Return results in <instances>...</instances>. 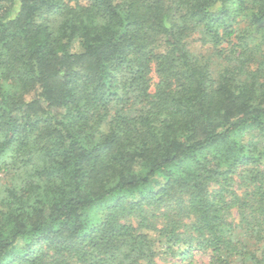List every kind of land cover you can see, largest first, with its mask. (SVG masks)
I'll return each instance as SVG.
<instances>
[{
  "label": "trees",
  "instance_id": "16d2710c",
  "mask_svg": "<svg viewBox=\"0 0 264 264\" xmlns=\"http://www.w3.org/2000/svg\"><path fill=\"white\" fill-rule=\"evenodd\" d=\"M238 202L264 243V0H0V264H264Z\"/></svg>",
  "mask_w": 264,
  "mask_h": 264
},
{
  "label": "rangeland",
  "instance_id": "374dc122",
  "mask_svg": "<svg viewBox=\"0 0 264 264\" xmlns=\"http://www.w3.org/2000/svg\"><path fill=\"white\" fill-rule=\"evenodd\" d=\"M233 25L236 28V35L243 33L244 35H247V32L250 30L249 24L245 18H239ZM191 50L196 51L197 54L203 55L204 60L212 74L219 72L220 70L231 65V63H228V61L219 59L211 55L210 50L206 46L201 47L199 45V41L191 42ZM156 81V75L153 73L152 84H155ZM247 184L248 183L245 180H242L241 177H234V181L232 183L233 193L239 198V202L240 200H243L246 193H248L250 190V187ZM212 186L213 184L210 185V188H212ZM239 202L236 205L232 206L228 210V214H226L227 221L233 227L231 239L233 240V242H235L236 245H239L242 248L244 253H248L250 251L255 252L257 255H259L262 248L264 247V243L261 240L255 242L250 237L248 226L245 224L246 219L251 220L250 212L248 208L244 209V207ZM146 210V215L148 217L147 223L158 229L163 228L166 222L170 219L178 218L174 212H172L170 215H168V217L165 218L162 216V214H160L162 210H160V212H153L152 210L148 209ZM125 222L137 226L139 219L135 215H130L128 218H126ZM178 224L180 225L179 231L184 230L189 225V219L182 218V221L178 222ZM153 259L159 264H212L210 260L209 250H194L192 251L191 257L186 260H180L178 257H171L168 254L155 256Z\"/></svg>",
  "mask_w": 264,
  "mask_h": 264
}]
</instances>
